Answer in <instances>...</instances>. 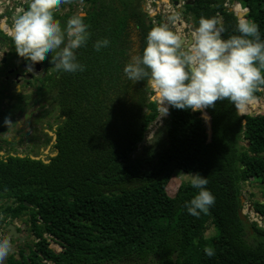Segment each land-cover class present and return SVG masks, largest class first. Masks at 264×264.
<instances>
[{"label": "trees", "instance_id": "obj_1", "mask_svg": "<svg viewBox=\"0 0 264 264\" xmlns=\"http://www.w3.org/2000/svg\"><path fill=\"white\" fill-rule=\"evenodd\" d=\"M226 1L192 0L184 17L193 28L201 16L215 17L227 38L239 18ZM232 1L249 10L247 19L264 39V0ZM159 24L164 20L152 23L143 0H99L92 10L88 39L75 50L84 70H58L52 82L66 117L56 155L48 163L0 156V231L22 219L38 239L28 253L21 247L8 255L6 264H264V228L239 216L243 183L257 181L264 199V114H253L257 100L241 104L249 115L228 99L205 109L211 139L200 111L169 106L162 126L138 147L158 118L159 101H152L147 77L132 83L122 69ZM103 38L109 45L96 51L94 42ZM261 88L252 99L261 97ZM176 169L206 176L215 197L207 212L187 213L184 204L196 191L187 182L169 193L165 183ZM252 206L264 217V202ZM209 225L215 233L207 238Z\"/></svg>", "mask_w": 264, "mask_h": 264}, {"label": "clouds", "instance_id": "obj_2", "mask_svg": "<svg viewBox=\"0 0 264 264\" xmlns=\"http://www.w3.org/2000/svg\"><path fill=\"white\" fill-rule=\"evenodd\" d=\"M64 0H27L8 30L17 54L28 62H39L46 54L57 70L83 71L75 50L88 39L87 25L82 16L70 17L62 27L54 9ZM224 29L215 17L201 16L190 37L185 39L167 24L150 28L139 54L123 66L124 76L135 83L149 79L159 101L160 111L168 106L200 111L214 107L218 100L228 99L237 106L250 101L253 92L264 85V39L258 25L248 19H238L235 33L223 37ZM107 38L94 42L99 51L107 47ZM187 183L196 190L184 207L198 217L215 203L206 188V176L191 173ZM14 251L11 236L0 234V264ZM212 257L211 248L203 249Z\"/></svg>", "mask_w": 264, "mask_h": 264}, {"label": "flooded vegetation", "instance_id": "obj_3", "mask_svg": "<svg viewBox=\"0 0 264 264\" xmlns=\"http://www.w3.org/2000/svg\"><path fill=\"white\" fill-rule=\"evenodd\" d=\"M67 2V8L61 3L54 9L62 27L74 15L82 16L86 23L99 4V0ZM19 4L26 8L27 0L23 4L10 0L0 6V156H29L48 163L56 155L57 129L66 119L52 96L58 70L50 62L51 54L34 63L17 54L8 30Z\"/></svg>", "mask_w": 264, "mask_h": 264}, {"label": "built area", "instance_id": "obj_4", "mask_svg": "<svg viewBox=\"0 0 264 264\" xmlns=\"http://www.w3.org/2000/svg\"><path fill=\"white\" fill-rule=\"evenodd\" d=\"M26 0H19V2L25 3ZM178 2L177 4L175 2ZM10 0H0V6L4 3H9ZM145 4V11L148 13L149 17L151 18L153 23H159L160 19L162 18L164 22L175 32L180 34L182 37H188L191 34V31L193 29L192 26H189L186 22L185 17L182 15L181 7L186 4V0H144ZM239 3H234L232 0H227L225 5L227 7H230L234 11H238L236 9V5ZM241 11L247 9L241 6ZM21 9V4L17 6L14 11L19 12ZM248 10V9H247ZM153 90V85L150 86ZM261 91L264 92V88H261ZM153 101V100H152ZM254 100H250L247 102H252ZM160 107V106H159ZM169 108V106H168ZM169 110V109H168ZM250 113H243L242 115H249ZM250 205H248V215L251 219V222H256L260 227L262 224V221L264 220V217H262L260 214L256 213L254 209L249 210ZM7 230V229H6ZM47 238V241L50 243L51 248H53L57 253L61 252L63 250L62 246L53 239L50 235H44ZM44 264H52L50 261L44 259Z\"/></svg>", "mask_w": 264, "mask_h": 264}, {"label": "rangeland", "instance_id": "obj_5", "mask_svg": "<svg viewBox=\"0 0 264 264\" xmlns=\"http://www.w3.org/2000/svg\"><path fill=\"white\" fill-rule=\"evenodd\" d=\"M243 19H247V14L243 17ZM252 100H257L259 102V104L257 106H254V108L256 110L259 109L258 112L255 111L254 114H258V115L264 114V92L261 95V97H259L258 99H252ZM159 106H160V104H159ZM239 111H240V114L242 115L241 105L239 107ZM203 112L205 113V109L203 110ZM162 124L159 127H161ZM206 124H207V122H206ZM159 127H156L155 125L152 126V133L149 134V140L154 136V134L156 133V131ZM190 175L191 174H187V173H185L179 169H176L173 172L170 179H168L165 183V186H166L167 190L169 191V193L174 194L182 183L187 182V177ZM242 198H243V210L242 211L246 214V216L248 217L249 223H250L251 219L249 218V215L247 214L248 213V210H247L248 205H250V204L252 205V202L258 201V200H261L264 202V199L262 197V188L257 183V181H251V182H247V183L242 184ZM26 218H27V216L24 217V219H26ZM13 223L16 224L19 228H21L22 229L21 232H23V234H26L28 237L25 240V242H23V243H20L18 240H14L11 238L12 243L14 245V251L12 253H10L9 255L17 254L19 252V248H21V247L28 253L29 252L28 246H32V247L35 246V244L38 242V239H36L28 231V228L24 224L22 219H17ZM261 226L264 228V220L262 221ZM6 229H7V226L5 228L3 227V229H1V231H0V234H8L9 235L8 230H6ZM214 233H215L214 229L211 227V225H209V228L206 231V235H207L206 237L207 238L212 237L214 235ZM253 235H254V233H251V235H248V239L250 241L254 240ZM17 256L18 255H16V257ZM3 263L6 264V262H3Z\"/></svg>", "mask_w": 264, "mask_h": 264}, {"label": "water", "instance_id": "obj_6", "mask_svg": "<svg viewBox=\"0 0 264 264\" xmlns=\"http://www.w3.org/2000/svg\"><path fill=\"white\" fill-rule=\"evenodd\" d=\"M233 2L236 3V1H233ZM175 3L177 4L178 2L176 1ZM191 3H192V0H186V4L181 7V12H182V15L183 16L185 15V11L187 9V6L189 4H191ZM231 10H233V9H231ZM234 12L236 13L237 17L239 19H241V18H243L249 12V10L245 9L243 11H234ZM18 15H19V12H18V14H16L15 18ZM189 37H190V35L187 38H189ZM183 38L187 39L186 37H183ZM149 85L150 86L152 85L150 81H149ZM158 111H159L158 118L156 120L152 121L149 124V126H148V128H147V130L145 132V136H144L143 140L138 143V147L143 148L147 144V142L149 140V134L152 133V126L155 125L156 127H159L163 123L164 119L168 116V111L166 113L163 112V111H160V107H159ZM250 114H252V113H250ZM202 117L207 122V125H208V138L211 139V137H212V123H211V118H210V116H209L208 113L202 114ZM244 123H246V120H244ZM242 201H243V198H242ZM25 205L31 206V204H29V203H25ZM252 209H253V206L250 204L249 210H252ZM239 216H240V218L242 220H244L245 222H248V218H247L246 214L242 210L239 212ZM7 230H8L9 235L11 236V238L14 239V240H18L20 243L25 242V240L27 239V235L26 234H22L18 230V226L16 224H14V223H10L7 226ZM6 259H7V257L4 259V262H6Z\"/></svg>", "mask_w": 264, "mask_h": 264}, {"label": "crops", "instance_id": "obj_7", "mask_svg": "<svg viewBox=\"0 0 264 264\" xmlns=\"http://www.w3.org/2000/svg\"><path fill=\"white\" fill-rule=\"evenodd\" d=\"M68 0H64V2H63V5L67 8V6H68V2H67ZM144 1V0H143ZM19 3H22L23 4V2H19ZM20 5V4H19ZM86 8V7H85ZM81 9H84V6L83 5H80V10ZM143 9H144V11H145V4H144V2H143ZM83 11H80V13H81V15H85V14H83V13H85V11L82 13ZM186 22H187V24L189 25V26H192V23H190V22H188L187 20H186ZM164 24H166V22H164ZM263 202V201H262ZM8 257V256H7ZM4 264V263H3Z\"/></svg>", "mask_w": 264, "mask_h": 264}, {"label": "bare ground", "instance_id": "obj_8", "mask_svg": "<svg viewBox=\"0 0 264 264\" xmlns=\"http://www.w3.org/2000/svg\"><path fill=\"white\" fill-rule=\"evenodd\" d=\"M154 90V89H153ZM152 100H155V96L152 97Z\"/></svg>", "mask_w": 264, "mask_h": 264}]
</instances>
